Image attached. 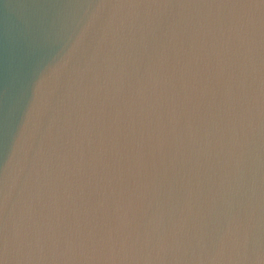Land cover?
Here are the masks:
<instances>
[{
  "label": "water",
  "instance_id": "95a60500",
  "mask_svg": "<svg viewBox=\"0 0 264 264\" xmlns=\"http://www.w3.org/2000/svg\"><path fill=\"white\" fill-rule=\"evenodd\" d=\"M0 264H264V0H0Z\"/></svg>",
  "mask_w": 264,
  "mask_h": 264
}]
</instances>
